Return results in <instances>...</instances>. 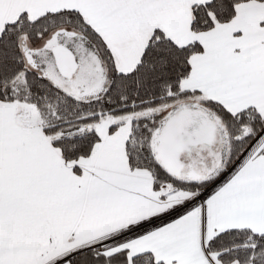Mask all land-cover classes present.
<instances>
[{
    "label": "snow or ice",
    "instance_id": "obj_1",
    "mask_svg": "<svg viewBox=\"0 0 264 264\" xmlns=\"http://www.w3.org/2000/svg\"><path fill=\"white\" fill-rule=\"evenodd\" d=\"M0 264H264V0H0Z\"/></svg>",
    "mask_w": 264,
    "mask_h": 264
}]
</instances>
